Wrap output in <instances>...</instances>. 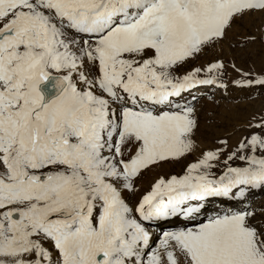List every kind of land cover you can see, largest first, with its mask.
Returning a JSON list of instances; mask_svg holds the SVG:
<instances>
[{
  "label": "snow or ice",
  "instance_id": "1",
  "mask_svg": "<svg viewBox=\"0 0 264 264\" xmlns=\"http://www.w3.org/2000/svg\"><path fill=\"white\" fill-rule=\"evenodd\" d=\"M0 264H264V0H0Z\"/></svg>",
  "mask_w": 264,
  "mask_h": 264
},
{
  "label": "rangeland",
  "instance_id": "2",
  "mask_svg": "<svg viewBox=\"0 0 264 264\" xmlns=\"http://www.w3.org/2000/svg\"><path fill=\"white\" fill-rule=\"evenodd\" d=\"M260 107V102L258 101V102H256V104L253 106V108L255 109V108H259Z\"/></svg>",
  "mask_w": 264,
  "mask_h": 264
}]
</instances>
